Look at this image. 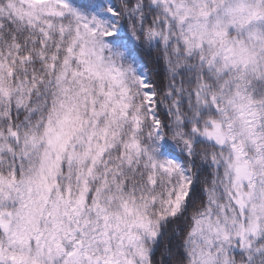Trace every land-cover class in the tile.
Segmentation results:
<instances>
[{
  "label": "snow or ice",
  "instance_id": "snow-or-ice-1",
  "mask_svg": "<svg viewBox=\"0 0 264 264\" xmlns=\"http://www.w3.org/2000/svg\"><path fill=\"white\" fill-rule=\"evenodd\" d=\"M0 264H264V0H0Z\"/></svg>",
  "mask_w": 264,
  "mask_h": 264
},
{
  "label": "trees",
  "instance_id": "trees-1",
  "mask_svg": "<svg viewBox=\"0 0 264 264\" xmlns=\"http://www.w3.org/2000/svg\"><path fill=\"white\" fill-rule=\"evenodd\" d=\"M154 55H155V54H153V56H154ZM146 59H148V58L146 57ZM148 67H149V68H152V69H155L156 64H155V60H154V59L149 60V62H148ZM161 75H162V73H161ZM178 226H179V222H177V224H175V225H171V226H169V229H168V231L166 232V234H165V236H164V238H163V240H162V247H163L164 245H166V244L169 242L170 239L172 240V243H173V244H175V243L177 242L178 237L173 238V236H172V231H173V229L178 228ZM159 258H160V257H159V253H157V259H159Z\"/></svg>",
  "mask_w": 264,
  "mask_h": 264
}]
</instances>
